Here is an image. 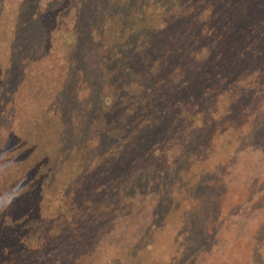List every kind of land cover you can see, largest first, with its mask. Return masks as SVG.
<instances>
[{"label":"rangeland","instance_id":"1","mask_svg":"<svg viewBox=\"0 0 264 264\" xmlns=\"http://www.w3.org/2000/svg\"><path fill=\"white\" fill-rule=\"evenodd\" d=\"M145 2L0 0V148L24 144L19 154L42 189L80 184L90 161L111 160L113 177L102 188L72 187L73 219L93 229L92 256L80 254V264L107 262L106 249L110 264H264V24L255 50L224 58L240 38L235 31L264 16V0L229 9L155 0L182 34L202 24L216 35L179 40L182 56L167 59L158 75L155 54L140 51L152 43L138 30ZM102 20L120 30L116 51L109 38L101 49L85 42L105 29ZM125 42L136 53H125ZM219 54L224 63L209 59ZM72 61L79 70L68 65L70 83H41L50 66L59 62L61 72ZM26 93L37 106L54 104L39 123L20 102ZM164 94L170 105L157 101ZM48 223L61 243L68 231Z\"/></svg>","mask_w":264,"mask_h":264},{"label":"trees","instance_id":"2","mask_svg":"<svg viewBox=\"0 0 264 264\" xmlns=\"http://www.w3.org/2000/svg\"><path fill=\"white\" fill-rule=\"evenodd\" d=\"M183 1L191 3V0ZM200 1L206 4L209 3L207 5L210 7L215 4L217 7L220 6L226 9L234 8V6L237 8L245 7L247 5L246 0ZM175 3L178 4V2ZM162 7L163 6L159 2H155V0H146L141 8V14H136L138 17H143L141 19L143 25L139 26L138 30L143 33L152 34V43L149 45L145 44L146 46L144 45V47L141 46L140 51H145L144 53L150 52V54L153 52L155 54V62L157 63L158 69L157 75L160 72L163 73V67L166 66L167 59H171V57L173 58L174 56L176 58L182 56L183 49H185L186 45L182 44L179 46V44L182 43L179 42V40H185L186 37H188L189 40L200 38L203 41H209L210 38L212 39L216 36L214 32H211V28L207 29L205 26L201 27L202 24L199 26L200 28L192 26L194 29H186L184 31L186 34H182L179 30L182 26H178L176 19L171 21L170 19L166 20V18H164ZM259 7L262 6L259 5ZM157 10H160L161 13L157 14ZM146 17H148L149 20H146ZM206 20H208L207 16L203 18L202 22L204 23ZM252 21L253 23L249 24L245 29L235 31V34L240 38H238V41L235 43H229L228 50L224 53L226 61H229L232 55L238 51L255 50L254 45L256 41H258L259 37L263 36V31H261L260 28L262 24H264V16L261 18L254 17V19L252 17ZM102 23H104L102 28L104 27L105 29L99 32L92 31V34L88 37L89 41L85 42L91 43L92 41L94 47L101 49L105 47L104 40L109 38L112 42L110 41V45H108L107 48L116 51L119 44L117 35L120 30L114 27L108 20ZM59 24L61 23L59 22ZM207 34L211 37L202 39ZM218 38L220 39L221 37L219 36ZM218 38H214L213 41L215 40V43L220 44ZM189 40H187V42ZM96 42L98 44L95 45ZM128 44L129 45L125 42V44L122 45L125 53L127 49H129L131 53H136V50L133 51L134 45L131 43ZM155 46L158 50H155ZM115 53L118 58L120 53L118 51ZM206 53V50L203 49V54ZM193 56L196 57V53H193ZM209 59L215 62H225L220 58V54L219 56L217 55ZM59 62H62V60ZM59 62L50 66V74L52 76L50 75L51 77L47 80L46 78H42V80H40L41 83L44 84V82L48 80V82H50L51 78L53 80L52 82L56 85H67L70 83L69 79L71 74L68 65H72V68L78 71L79 69L77 68H79V64L75 61L71 63L66 62L64 68L62 67V71L60 72L58 71V67H60ZM141 62L145 65L147 64V59L141 60ZM125 65L126 64H123L122 66ZM27 82L35 87L39 81H32L31 79ZM79 91L82 90L79 89ZM160 93L163 92L161 91ZM168 97L171 96L166 94L158 98L157 101L161 103V105L164 103L170 105L171 101H169L170 99ZM21 98H23V100L20 102L29 108V112H34H31L28 116V120L33 124L36 122L39 123L40 120H42L41 116L39 117L42 113H45V117L46 114L48 116L51 113V107L54 105L51 104L48 106L45 99H43L42 103L44 104L45 102V105L42 106L43 104H40V106H37V101L35 100L36 95L30 98L29 93L21 95ZM189 99L192 101L193 97ZM27 107L24 109H27ZM167 110H169V108H167ZM196 115L195 112H191L188 117L189 120H196ZM15 116L16 114L14 113L12 117L8 119L11 121V124L15 125L16 129L20 126L16 123V119L13 118ZM176 118L178 119L179 117L177 116ZM16 134L19 135L20 133L17 131ZM218 135L219 134L215 132L214 136L218 137ZM23 147L24 144L22 145V143L18 141L15 143H6L3 148L14 151H11L9 154L0 153V264H80L78 263V260L81 258L80 254L83 256H90L88 248L90 246V237H92L93 229L83 231L82 226L73 219V215L76 212L74 206L76 193L72 187L74 186L75 189H77L76 192H81L84 189L95 192L99 188H102L104 184L110 182L109 178L113 177V174L111 175L109 170H107L111 164V160L106 158L104 159L105 161H97L98 159L94 162L90 161L87 164L84 181L79 182L80 184H73L74 182L71 180L69 182L70 186L63 188V190L62 188L54 186H47L42 189L40 185L37 186L38 181L34 178V172L30 174L31 172L27 171L28 167L25 166L24 159L19 154ZM13 160L16 161L15 168L12 167ZM121 161L124 162V159H121ZM36 169L41 171L38 166ZM47 220L52 222V224H54V222L59 223L61 225L60 230L66 228L68 231V233L65 234V239H63L61 243H59V237L61 236L55 233L52 234L49 229L45 228V226L49 225ZM45 221H47V223ZM147 249L146 247L145 250ZM105 251L101 250L100 253L108 260L103 264H110L109 257L112 255V250L107 251L106 249ZM91 261L92 260H90V262ZM83 264L87 263L85 262Z\"/></svg>","mask_w":264,"mask_h":264},{"label":"clouds","instance_id":"3","mask_svg":"<svg viewBox=\"0 0 264 264\" xmlns=\"http://www.w3.org/2000/svg\"><path fill=\"white\" fill-rule=\"evenodd\" d=\"M11 134L16 135L15 132H12ZM11 151H14V150L6 149V148H0V153L9 154ZM29 159H31V157H29ZM12 167L13 168L16 167V161L15 160L12 161Z\"/></svg>","mask_w":264,"mask_h":264}]
</instances>
